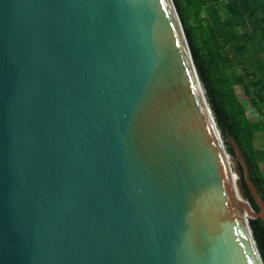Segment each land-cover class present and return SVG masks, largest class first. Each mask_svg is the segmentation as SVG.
<instances>
[{"label": "water", "instance_id": "obj_1", "mask_svg": "<svg viewBox=\"0 0 264 264\" xmlns=\"http://www.w3.org/2000/svg\"><path fill=\"white\" fill-rule=\"evenodd\" d=\"M261 195L174 0H0V264H264Z\"/></svg>", "mask_w": 264, "mask_h": 264}, {"label": "trees", "instance_id": "obj_2", "mask_svg": "<svg viewBox=\"0 0 264 264\" xmlns=\"http://www.w3.org/2000/svg\"><path fill=\"white\" fill-rule=\"evenodd\" d=\"M174 1L218 127L241 147L264 200V163L256 149L257 134L264 129V0ZM237 69L243 73L235 75ZM249 105L260 120L249 119ZM228 151L233 154L231 146ZM243 186L258 212L245 179ZM250 225L264 261V222L250 220Z\"/></svg>", "mask_w": 264, "mask_h": 264}, {"label": "rangeland", "instance_id": "obj_3", "mask_svg": "<svg viewBox=\"0 0 264 264\" xmlns=\"http://www.w3.org/2000/svg\"><path fill=\"white\" fill-rule=\"evenodd\" d=\"M203 17H205V14H203ZM193 25H195V24H193ZM198 38H200L201 40H204L200 33H198ZM242 73H243V71L240 70V69H237V71H235V75H240ZM235 75L234 74L233 75H231V74L229 75L230 78L233 79L234 82H236V79L234 78ZM239 93H241V92L239 91ZM247 115H248L249 119L252 122H255V121H258V120L261 119V117L255 111V109L252 106H250V105L247 107ZM226 138H227V141H228V137L227 136H226ZM256 149L259 152V156H258L259 157V162L264 163V129L260 133L257 134ZM230 154H232V153H230ZM262 174L264 175V170H263Z\"/></svg>", "mask_w": 264, "mask_h": 264}]
</instances>
